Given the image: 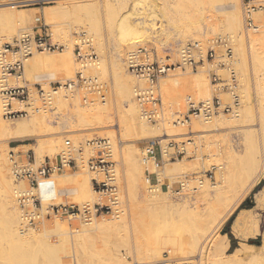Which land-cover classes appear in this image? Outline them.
Masks as SVG:
<instances>
[{
	"label": "rangeland",
	"instance_id": "1",
	"mask_svg": "<svg viewBox=\"0 0 264 264\" xmlns=\"http://www.w3.org/2000/svg\"><path fill=\"white\" fill-rule=\"evenodd\" d=\"M56 1L57 0L51 1L49 3L37 4V5H20V4L12 5L15 7L16 10H21L24 13L35 11L38 16L37 19L20 25V27L24 28V31H30V32L32 30L36 31L39 25H45V27L47 28L49 32L50 41L52 43H56L60 45V47L54 51L35 52V53H32L33 55L34 54L49 55L53 53L56 54L57 51L66 49L65 44L61 40L59 42V40H55L53 38V35H51L52 34L51 25L42 17L43 9L48 6H56L57 5ZM226 1L227 0L215 1V3L221 7V10L219 12L220 15L226 11L224 8ZM240 2H242V0H240ZM7 4L11 6L12 3H7ZM241 4L242 3H240V12H241V16L243 17ZM261 10L262 9L260 10L258 9L256 11L261 13L263 11ZM96 16L98 18V21H97L98 29L96 30L95 33H92L93 39H90V41L92 43V48L94 50V53L97 56V62H96L97 65L95 64V66L99 65V67H95L94 65L92 67L87 66L86 68L81 67L80 63L78 62L75 56L74 40H73L75 33H77L80 30L78 31L72 30L73 31L71 34L72 42H73L72 43V47H73L72 49L73 57L72 58L74 60V63L72 65H67L68 68L64 67L66 68L64 70L58 67H55V66H50V67L47 66L49 68L45 67L46 70L45 68L43 70V68H40V67L39 68L37 67V69H35L36 67L28 68L26 70L25 62H24V67H23L21 77L17 79L19 85H27L29 87L32 93L31 97H32L33 103L38 104L36 90L34 87L35 84H39L43 89L47 90L50 88V86L56 85V83L63 84L67 80L73 79L76 73L81 71L82 73L86 75H91V76L96 77L98 82L102 84L104 99L103 100L100 99V97L95 94L86 96L82 91L71 92V91L61 90V92H58V93L60 94L63 92L62 93L64 94L63 99H66L64 100L66 101L65 104L64 105L62 104V106L58 105V103L56 102V97H55L58 93L55 94V96L52 98L50 107L38 112L39 114L46 113L48 119L44 121V124H42L37 129L28 127L27 130L29 132H26L25 134L27 135L26 138L17 140V139H9L7 135H5L6 137L0 135V140L9 139L5 143L0 142V146L2 144L7 145L6 146L7 148L5 151L6 159H7V168L6 170L5 168L4 169L0 168V264H21V260L24 258L25 259L28 258L27 259L28 264H34V263L36 264H80V262L81 264H134L136 263V260L140 258L139 256L135 255L136 252H139V253L141 251L145 252L146 248L149 247L148 246L149 244L157 245V248L160 251V256L159 258H156V260L155 259L153 260L143 259L141 261V264H154V263L159 262L160 259L166 256L172 262H178V264L188 263V262L190 264L191 263L197 264L198 261L196 262V256H199L197 254L199 253L200 243L202 242L204 237L209 234V236L212 238H218L220 234H222L221 231L224 228L227 221L229 220V218L236 211L239 205L246 199H248V201L252 203V206H250L249 208H242L238 210V212L235 214L234 218L232 219L231 225L229 227V231L231 235L236 239V247L241 246V243H245L247 246L248 245L260 246L262 242V237H263L262 232L264 231V150H263L264 147L262 146L264 145L263 143L264 142L263 140L264 132H262V130L264 129H262L263 125H261L260 123L262 122L260 121V117H259L261 113H258V112H260L261 107H264V88H263L264 87V75H263L264 73H262L264 72V69H262V67L264 66V62H263L264 61V49H263L264 47H261L259 49L257 48L256 53H255L256 55L254 54L253 56H250L249 54H246L247 55L246 63L244 64V66L241 65L243 72L241 70V67H239L238 65L237 66L235 65L236 66L235 67L234 65L229 63L228 65L229 70H228L226 69V67H223V66L213 67L211 63L207 61H204L196 69L180 68V67L175 69L176 72L180 71L179 73L177 72L178 77H179V74L183 76L184 75L185 76L186 75L187 76L196 75L200 72V68L203 69V71L201 72L206 78L205 80L207 82L208 92L210 93L209 94L210 96L205 94L204 92L205 89L204 87L201 88V86H203L201 85L200 86L201 90L199 89L197 91L196 89L197 91L196 95H190V99L193 103H198L200 101H205V100H211V98L214 96H218L224 102L229 101L228 95L222 90H218V87H220L221 85L213 84L210 78V74L212 70L214 69L215 72L223 80H225V82L229 80L230 71H232L235 74V81H236V84L239 85L238 91L240 95V106H239L240 109L238 110L239 112L240 111L242 112V113L240 112V114H242L241 116L242 120L240 119V122L230 125L231 126L230 129H228V125H220V126L207 128V130H205L206 127H203L204 130L202 131V128L200 129L199 127L201 125L203 126L205 122L203 121V119L199 117H193V116H190L188 120L185 121L184 123H176L177 119L183 120L184 115H186L187 108H188L186 101H187V96L189 95V92L185 88H183V85H181L182 87H180V85L173 86L174 84L171 83L170 87L168 86L169 88H167V86L163 82H161V79L165 78L166 75L168 74V71H167L166 74L160 77L156 83V89L160 97L159 117L155 121H147L143 119L141 116L140 107L135 99V103L138 108V114L140 115V118L143 121H145L146 126L148 128L147 130L148 132H146V130H143L138 135L132 134V135H128L129 137L128 136L124 137V136H121L119 133H117L119 131H117L116 129L117 127L116 125H114L116 122L113 123V122H109L105 120L101 122H92L89 124L87 123L84 124V123L78 122L75 116L73 115L74 110H75L74 107L89 108L92 106L93 102L94 103L99 102V104H103V102L109 104L110 102L111 104L109 105H111L112 108L117 106L116 105L117 104V94L115 92L117 91L116 90L117 85H116V82L114 81L115 80L114 72L117 67L116 63L117 62L122 63V61L125 62L126 57L123 55L122 60L121 59L118 60L114 57V54H113L114 52H112L113 34L115 31V25L111 24L109 18L101 10L98 11ZM243 20H244V17H243ZM253 22H254V19H253ZM243 23H242V28H243L242 31L245 32L247 29H245L246 28L244 27L245 23L244 24ZM261 24H263V22ZM50 29H51V33H50ZM81 31H84V30H81ZM249 31H252V30L249 29ZM169 32H171L170 33L171 36H176L177 32L174 31L172 27L171 29L169 28ZM17 35L18 34L16 35L14 34L10 38L9 41L8 39L3 38L2 42H10L12 38L17 37ZM214 38H217V36H215L214 34H209L207 37H203V39L199 41L202 43L203 46H207L208 43ZM230 39L231 38H229L228 40ZM54 40L56 42H54ZM188 41H197V40L193 38H189L185 43H187ZM230 41H228V43H229V46L232 52V57L230 60H232L237 57V54H236L233 41L232 40ZM181 45L182 44L178 43V45L176 44L173 46L174 51H175L173 54L172 53L173 50L171 51L170 47L164 48L163 45L161 47V45L157 46V44L155 43L147 44V46H149L152 49L154 59H159L166 64H170V63L175 64V62L178 60L177 58L178 56L177 57L175 56L178 54L177 50L179 49ZM246 48H247L246 53H248L249 52L248 46H246ZM259 59L261 60V62ZM222 60L226 61V59H222ZM262 63L263 65H261ZM259 64L262 67H260ZM244 67H246L247 69L246 68L244 69ZM126 68H127V65H126ZM126 71L128 74L127 76L133 80L132 81L133 86L135 85L137 86L144 82L142 80H141L142 82L140 80H137L128 70ZM183 76H180V77H183ZM175 87H178V88H175ZM260 88L263 91H259ZM84 97H86V101H84ZM175 97H177V99H179L180 97V100L182 99L180 106H177L176 101L178 100ZM0 101H1L0 103L2 104L1 96H0ZM14 102L16 103V105H14ZM12 105L14 107L18 106L17 108L15 107L16 109L29 110L25 102L18 103L16 101H13ZM259 105L261 107H259ZM245 108L250 109L251 114L249 113L250 116L248 117H246V115L243 117V115L246 114V111L243 110ZM1 109H2V105H1ZM31 113L32 112H28L26 116L8 119V118L3 117V110H1L2 122L3 123L7 122L8 124L21 122L24 119H27ZM38 113L33 112V114H38ZM224 115L228 116L231 114L230 113H219L214 116H224ZM194 120H196L197 122H200V121H203V122H200V124L198 123L199 127L197 126V122H196V125H195L196 127L194 128V124H193ZM197 127L199 128V130L197 129ZM196 131H199V132H196ZM226 131L228 134L226 133ZM112 132L113 134H115L113 136L114 139H112L113 137L112 138L110 137L111 136L110 133ZM220 132H221L220 134L221 136H219ZM223 134L224 135L227 134L228 137L223 136ZM218 136H219V139H218ZM207 137L209 138L211 137V141L213 143L211 141H210L211 143H209L210 139ZM93 138H106V139H109L110 141L113 140L111 141V143L112 145L114 144L112 147L111 159L114 162L115 171H116L115 184L117 187V198H118L117 200L118 203L116 206L117 211L108 212V213L104 212L102 214L97 215V217L107 216L109 218L114 217L115 219H117L118 217L122 218L125 216L123 219L125 221L119 227V231H120V235L122 236L121 239L123 241V244L125 243V245L129 246L127 248H124L125 245L123 246L122 244L120 247L121 249L119 248L120 252L127 251L126 254L124 252L125 255H124L123 261L118 262V263L117 262L113 263V262H108L107 260L103 258L104 254L103 252L101 253V250H100L102 249V245H101L102 241L100 240L102 239V236H104L106 232L100 231L98 234H101V235H98L99 237L96 239V244H98L99 241L101 242V244L99 242L98 246L96 245L98 251L100 252H97V250H94V249L89 250V252L86 254L87 256H89L88 261L85 262L84 260H82L83 262L82 261L77 262L78 260L75 259L76 256H74L76 255L75 248H77V246H73L75 242L72 241L73 240L72 236L68 238L69 239L68 241H66L67 239L66 240L55 239V238H58V237L61 238V237L59 235L58 237H56L57 235L56 236L54 235L55 234L54 230L51 228H48L49 227L48 224L51 225V221L53 220V218L56 217V216L53 217V215H50L47 217L44 216L40 222L32 225L31 227H27V228L21 227L20 220H18V222L14 224L15 232L17 234H20L19 229L22 228L24 231V237H30L32 235H37V237L31 238L29 242L18 243V242L13 241L11 237L9 238L7 234V228H6V222H7L6 221L7 220L6 211L8 209L7 206H9V204L11 203L9 201L10 198H8L7 195L9 194L10 197H12V199L14 200V203L18 207L19 213L21 214V209L16 201L14 191L17 188H22V187L27 186L26 181L16 180L13 177L11 173V162H10L9 153L11 151L18 152L19 158H23L24 153L29 150L34 155L36 161L40 163L41 161H43L45 157H48L50 159L55 158L58 155V153H60L62 150L65 149L66 147V145L64 144L65 140H69L72 145H76V146L82 145L83 155L85 151L86 155L90 156L91 154H93L92 153L93 150L90 147L88 148L86 146V142ZM40 139L41 140H47V139L55 140L56 139L55 140L56 141V151L52 152V154L51 152L49 153L47 152L48 154L44 152L42 153V156L37 155V152L35 151V147L38 143V140ZM57 141L59 143H57ZM169 143L177 145L179 150L182 147L184 149V152L179 153L177 155H172L170 157L164 156L162 154V150L163 148H170L171 146ZM215 143H218V144H215ZM128 147L134 150L132 152L133 155L130 153L131 150L128 151L129 150ZM135 147L137 150L135 149ZM122 148L127 149V150L125 149L124 150L127 152V154L130 153V156L128 154L129 157L127 156L124 157V155L126 154H124ZM89 149L92 151L91 152L88 151ZM149 149L152 151L154 161H155V168H157L155 170H157V172L161 171L163 168L162 166L169 162L177 163L180 161V163H177V164H180V167H178L176 170L167 171L165 173L163 172L158 177L156 175V171L154 170V166L152 165V163L146 162L143 160V155L148 153L147 151ZM167 151L169 153H173L175 149L171 148V149H168ZM224 154H225V157H224ZM244 156H245V159H244ZM246 156L247 158L248 157L249 158L247 159ZM135 160H137V162ZM226 162H228V164L231 163L232 166H234V170H235V172L232 173L233 175L235 174V176H233L235 178L233 179V177L231 176L233 180L231 178H230L231 182L228 180L230 183L229 186L227 184L228 182L223 183L224 180L221 179L222 176L220 175L221 173L220 168H218L220 164L222 166V164ZM252 165L254 166L252 167ZM255 165H256V168H255ZM139 166H141L142 168L141 171L143 172V174L149 179L148 181L150 183L148 184V186L150 184L158 185L161 188V190L166 194L167 203L166 205H163V207L161 206V207L148 208V206L142 200V197L144 198V196L147 194L146 189L141 190L140 194L138 195H135L133 193L134 191L132 189L134 188L132 186L133 185L132 179L135 177V175H137L136 174L137 171L139 173ZM245 170H247L246 171L247 173L249 172L247 174L248 178H247V175H245L246 174ZM81 172L86 173V176L88 177V181H89L90 191L92 192L93 197H94V198L92 197L93 199L90 198V200L88 201H82L78 199V196H73L76 194L72 193V189L70 188L74 187V184L72 183V179H69L70 182L68 181V177L70 176L74 177L75 175ZM66 173H68L69 175H66ZM92 176H93V173L88 171L84 165H78L76 168H66L61 172L53 173L51 175V179L53 180L51 181L52 183L57 181L56 180L57 178L58 180L62 179V182L60 183L55 182L54 184V190L56 192H58L59 190V192L62 193V194H59L58 192L57 197L54 200V203L63 204V205H75V206L81 205L82 202L83 203L86 202L90 204H95V203L105 204L107 202V198L101 194L96 193L91 188L90 179ZM206 181L208 182L206 183L208 186L206 189H202L203 188L202 185L204 186ZM244 181H245L244 183L245 186L243 185L244 187L243 186L240 187V184ZM182 183L184 185L181 187ZM56 187L58 188V190ZM221 188L223 189L221 190ZM236 188L238 189L236 190ZM216 189L217 191L215 192H217L216 194L218 195L214 194L215 193L214 190ZM201 190H202V193L208 190L209 194H205L208 196L203 195L202 197L200 196L199 198L196 199L195 198L196 192H201ZM99 198L101 200H99ZM7 200L9 202H7ZM145 205L147 206V209ZM228 209H230V215L225 219V221L221 223L220 219L222 218L223 214ZM115 215H118V216L116 217ZM152 216L158 217L157 219L159 220V222L156 221L157 224L156 223L153 224L155 225V227L153 228L157 230V227H156L157 225H159L160 228L158 227V230L154 231L155 229L153 228L149 229L146 227L145 231L148 229L150 231L153 230L152 231L153 235L155 232V236L150 235V232H149L150 237L149 235L147 237L148 232L147 233L144 232L143 228L141 227L139 228L140 231H143L142 233L143 235L139 232L138 226H140V224L137 226L138 224L137 221L139 222V219H142V218H146V220H149V218ZM94 217H91V218H94ZM56 218H59V220H61L62 222H66L68 224L69 230L71 231L74 230L72 231V235L77 233L75 230L80 229L82 226H84V222L90 221V218L87 220H83L82 218H79V217L72 218V219H67L65 217H56ZM237 218H239L240 220L245 219L244 221H241L240 223L243 228L240 225L236 224L239 230L233 223L235 222V219ZM241 218H244V219H241ZM246 220L247 222H245ZM250 221L252 224L250 223ZM45 225H47L46 228H44ZM248 225H250L251 228H249L250 226ZM247 227L249 230L247 229ZM253 228L256 229L257 231L255 230L253 231ZM244 230L245 231L248 230V232H245ZM249 231L251 234H247L249 233ZM145 233H146V237H144ZM156 234L166 235L168 237L178 235L179 237L183 239L190 238V240H192L191 237H193V239H195L196 237L198 238L199 245L196 244L194 247L195 249H198V250H195L196 252L195 251L193 252L194 250V247H193L192 248L193 250L192 249L190 250V254L189 252H187L185 254L176 253L177 255L175 256L172 253L171 255V252H169L170 249L167 248L168 246H166L165 244L157 243ZM243 234H246L247 237H245L246 235L243 237ZM135 241H137V244H136L137 246L139 243V246L137 247L138 250L136 249L137 250L136 252H135L136 245L134 244L136 243ZM84 243L85 242H81L80 245H78L77 249L80 250L81 252H82V249L85 247ZM229 247H230V241H229L228 247L223 251V254L221 256L224 260L229 258L227 256ZM255 248L256 247L249 248L248 246V249H246V252L247 254L256 253L257 260H255L256 259L255 258L253 261H250L246 258V256H242V258H244V260L240 258L241 260H243L241 261L242 264H248V263L249 264H263L264 263V260H262V258L264 259V254L261 253L262 251L260 249H257V248L255 249ZM205 250L206 249L204 248V250L200 254L202 256V257L200 256L202 259H204L203 257L206 252ZM259 250L261 252H259ZM258 255L260 259L258 258ZM206 258L208 259V257Z\"/></svg>",
	"mask_w": 264,
	"mask_h": 264
},
{
	"label": "bare ground",
	"instance_id": "2",
	"mask_svg": "<svg viewBox=\"0 0 264 264\" xmlns=\"http://www.w3.org/2000/svg\"><path fill=\"white\" fill-rule=\"evenodd\" d=\"M215 1H217V0H57L56 6H48V7H45L43 9L42 17L51 25V27H52V34L51 35H53V38L55 40H59V42L61 40L65 44L66 49H62L61 51H57V53L55 52L56 54H54V53L49 54V55H47V54L46 55H44V54H42V55L34 54L33 55L32 54L24 60L25 69L27 70L28 68H33V67L34 68L36 67L35 69H37V67L38 68L40 67V68H43V70H44V68L47 66H49V67L55 66V67H58V68L64 70V69H66L64 67H67V65H72L74 63V60L72 58L73 57V51H72V49H73L72 43L73 42H72V36H71V34L73 32L72 30H75V31L84 30L86 33H88L89 39H93L92 33H95L96 30L98 29V22H97L98 18L96 16V14L98 13L99 10H101L102 12H104V14H106V16L109 18L112 25H115V31L113 34V50H112V52H114L113 53L114 57L118 60H120V59L122 60L123 55L126 57L127 54L130 51L137 48L136 46H138V45H147L148 43H152V44L155 43V44H157V46L161 45V47H162V45H163L164 48L170 47L171 51L173 50L172 53L174 54V52H175L174 47H173L174 45H176V44L178 45V43L183 45V43L185 44V42L189 38H193V39L197 40L198 42H200L199 40H202L203 37H207L209 34H214L215 36L224 38L225 40H228L229 38H231L230 40H232L234 43L237 57L235 59H232V60H226V62L228 64L231 63L234 66L235 65L236 66L238 65L239 67H241V65L244 66V64L246 63V59H247L246 54L253 56L256 53L257 48L259 49L261 47H264V27H262V26H264L263 25L264 24V8L262 9L263 11L261 10L262 14L259 13L258 11H254L252 13L251 16L254 19L255 25H254V27H247L244 25V27H246L245 29H247V30L246 31L244 30L245 32H243L242 31V29H243L242 23L244 22V20H243V17L241 16V12H240V3H242V2H240V0H227L225 3V7H224L226 11L220 15L219 12L221 10V7L219 5H217L215 3ZM261 4L264 7V5H263L264 0H262ZM12 5L13 4H11V6H9L7 3H0V41L1 42H2L3 38L8 39V41H9L10 38L14 34L20 35L23 32H25L24 28L20 27V25L31 22L32 20H35L38 17L35 11H30L28 13H24L21 10H16L15 7ZM260 14H261V16H260ZM262 22H263V24H261ZM171 27L174 31L177 32L176 36H171V34H170L171 32H169V28L171 29ZM249 29H251L252 31H249ZM50 33H51V29H50ZM55 40H54V42H56ZM73 40H74V38H73ZM230 40H228V41H230ZM246 46H248V48H249L248 53H246L247 52ZM161 47H159V48H161ZM263 49H262V51H263ZM33 53H35V52H33ZM177 56H178V54L175 57H177ZM260 62H261V60H260ZM120 63L121 62L116 63L117 67L115 66L116 70L114 72V74H115V77H114L115 80L114 81L116 82V85H117V87H116L117 91H115L117 94V104H116L117 106L112 108L111 105H109V104H111L110 102H109V104L105 103V102H103V104H99V102H97V103L93 102L92 106L89 108L74 107L75 110H74L73 115L75 116V118L77 119L78 122H81L84 124L85 123L89 124L92 122H101V121H105V120H107L109 122H113V123L116 122L114 125H116V127H117L116 129H117V131H119L117 133H119L121 136H124V137H127L128 135H132V134L138 135L143 130H146V132H148L147 131L148 128L146 126V123H145V121H143L140 118V115L138 114V108H137V105L135 103L134 91H135L136 85L133 86V84H132L133 80L127 76L128 75L127 71H126L127 68L125 65L126 61L125 62L122 61V63L121 64ZM95 64H94V66H95ZM261 65H263V63ZM261 65H260V67H262ZM49 67H47V68H49ZM88 67H92V66H88ZM95 67H99V65L95 66ZM235 67H234V69H235ZM263 67H262V69H264ZM176 68H179V67L169 69L166 77L161 79V82H163L167 86V88L170 87L171 83L174 84L173 86H175V85L179 86L180 85V87H182L181 85H183V88H185L189 92V95L187 96V98L188 97L190 98V95H196L197 91L200 89V86L203 85V86H201V88L204 87L205 94H207V95L210 94L208 92V86H207V82L205 80L206 78L204 77V75L201 72V71H203V69L200 68V72L196 75H192V76L191 75H189V76L184 75L183 76V75L179 74V77H178V73L180 71L179 72L177 71L178 72L177 73L175 71ZM245 68L246 67H244V69ZM45 70H46V68H45ZM237 70H238V68H237ZM241 70H242V67H241ZM242 72H243V70H242ZM262 73H264V72H262ZM180 76H183V77H180ZM260 78H262V77H260ZM10 82H11V84L19 85L18 80L14 81L13 78L10 79ZM143 83L139 84V86L144 87L145 83L144 84ZM238 86L239 85H237V87ZM175 88H178V87H175ZM196 89H197V91H196ZM259 91H263V90H261V88H260ZM59 92H61V90ZM164 92H165V90H164ZM62 93H60V94L56 93L57 95L55 96L56 102L58 103V105H61V106H62V104L64 105L66 102V101H64L66 99H63L64 94H62ZM175 98L177 99V97H175ZM177 100H178V101H176L177 106H180L182 99L180 100V97H179V99H177ZM1 105L2 104L0 103V135H2V136L7 135L9 139L19 140V139L26 138L27 135H25V134H26V132H29L27 130L28 127H32L34 129H37L42 124H44V121H46L48 119L46 113L33 114V112H32L27 119H24L21 122H17V123H13V124H8L6 122L7 123L6 124L5 122L4 123L2 122L1 110H3V109H1ZM14 105H16L15 102H14ZM19 106H20V104H19ZM12 107L14 109H16L18 106H15L16 108L14 106H12ZM259 107H261V106L259 105ZM238 109H240V108H238ZM238 109L232 115L214 116V117H211L207 120H203L206 124L202 123L203 126L201 125L200 127L198 125L200 124V122H203V121L197 122L196 120H194L193 121L194 128L196 127L195 125L197 122V126L200 129L202 128V131L204 130L203 127H206L205 130H207V128L220 126V125H228V129H230L231 128L230 125L237 123V122H240V119L242 118L241 117L242 114H240L241 111L239 112ZM260 109L261 110L258 113H261V114H260V116L259 115L258 116L260 117V121H262L260 123H261V125H263V127L261 125L260 126L262 127V129H264V107H261ZM243 110L246 111V114H244L243 117L245 115H246V117L250 116L251 113H250L249 108L248 109L245 108ZM247 110H249V111H247ZM198 127H197V129L199 130ZM196 132H199V131H196ZM262 132H264V130H262ZM226 133H227V131H226ZM220 134H221V132L219 133V136H221ZM227 134H225V135L223 134V136H227ZM110 135H111L110 137L112 138L115 134H113V132H112V133H110ZM219 136H218V139H219ZM263 137H264V133H263ZM263 137H262V139H263ZM207 138H209V137H207ZM9 139H7V140H9ZM112 139H114V137ZM209 139H207V140H209V143H211L212 142L211 137ZM213 139H215V138H213ZM7 140L2 139V140H0V142L5 143V142H7ZM55 140L54 139H47V140H41L40 139V140H38V143L35 147V151L37 152V155L42 156V153H44V152H46V153L51 152V154H52V152H55L56 151V141ZM217 140H215V141H217ZM111 141H113V140H111ZM57 143H59V142L57 141ZM215 144H218V143H215ZM113 145H112V147H113ZM6 146H7L6 144H2L0 146V168H3V169L5 168V170L7 168V159H6V152H5L6 148H7ZM17 146H19V145H17ZM262 146L264 147V145H262ZM12 148H14V147H12ZM128 148H129L128 151L131 150L130 153L132 154V152L134 150H132V148H130V147H128ZM124 149H123V152H124V154H126V155H124V157L125 156L129 157L130 153H128L129 154V156H128L127 152L125 151L127 149H125V150ZM135 149H136V147H135ZM92 150L89 149L88 151L91 152ZM93 151H92L93 154H91L90 156L95 155V151L94 152ZM147 152L148 153L143 155V160L146 162H151L152 165L154 166V170L157 169V168H155V161H154L152 151L149 149ZM88 157H89V155L87 156L85 151H84V159H86ZM224 157H225V154H224ZM246 158H247V156H246ZM135 159H137V158H135ZM244 159H245V156H244ZM135 161L137 162V160H135ZM212 162H214V161H212ZM36 163L38 164L39 162L36 161ZM177 163H180V161ZM177 163L176 162H169V163L164 164L162 166L163 168L161 171L157 172V170H155L156 175L159 177L161 175V173H163V172L165 173L167 171L176 170L178 167H180V164H177ZM253 166L254 165H252V167ZM218 168H220V172H221L220 175L222 176L221 179L224 180V181L222 180L223 183L228 182L227 184L229 186V184H230L229 181L232 179L231 176L232 177L235 176V174L234 175L232 174L235 172L234 166H232L231 163L228 164V162H226V163H223L222 166L220 164V166H218ZM255 168H256V165H255ZM136 169H137V167H136ZM141 169H142L141 166H139V173L137 171V173H136L137 175H135V177L132 179V182H133L132 186L134 188V189H132L134 191L133 193L135 195H138V194H140L141 190L146 189L147 194L145 193L146 195L144 196V198L142 197V200L148 206V208L161 207V206L163 207V205H166V203H167L166 194L161 190V188L158 185H151L150 184L148 186V184L150 183L148 181L149 179L143 174ZM243 169H244V167H243ZM246 171L247 170H245V172ZM85 172H81V173L75 175L74 177L70 176L72 178L68 177V181L70 182L69 179H72V183L74 184V187H72L70 189H72V193H75L76 195H73V194L72 195L78 196V199L82 200V201H88V200H90V198L93 197V194L90 191L88 177L86 176ZM248 173L246 172L245 175H247ZM66 175H69V174L66 173ZM234 178L235 177H233V179ZM247 178H248V175H247ZM56 180L57 181L54 180L56 183L62 182V179H60L61 181L58 180V178ZM55 182L53 183V185L55 184ZM206 183H208V182L206 181L205 185L204 186L202 185V187H203L202 189L207 188L208 185ZM242 183L240 184V187H242L243 185L245 186V184H244L245 181ZM227 184H225V185H227ZM25 187H22V188H25ZM222 189L223 188H221V190ZM230 189H231V187H230ZM237 189L238 188H236V190ZM57 190H58V188H57ZM215 191H217V189L214 190V192ZM58 192H59V190H58ZM58 192L53 190V192L51 193L52 198L55 199L57 197ZM216 193L217 192H215L214 194L218 195ZM59 194H62V193L59 192ZM205 194H209L208 190L204 191L203 193L201 190V192H196L195 198L197 199L200 196L202 197L203 195L208 196ZM7 197L10 198V200L9 199L8 200L11 203V204L8 203L9 204V206H7L8 209L6 208L7 209V211H6L7 234L9 236V238L11 237L12 240L15 242H18V243L29 242L31 240V238H35V237H37V235H32L30 237H24V231L22 228L19 229L20 234H17L15 232L14 224L16 222H18V220H21V214L19 213L18 207L14 203V200L12 199V197H10L9 194L7 195ZM74 199H76V198H74ZM8 200H7V202H9ZM99 200H101V199L99 198ZM82 204H83V202H82ZM147 206H146V209H147ZM229 215H230V209H228L223 214L222 218L220 219V222L222 223L223 221H225V219ZM115 216L117 217L118 215H115ZM92 217H94V216H92ZM124 217H122V218L118 217L117 219H115L113 217L114 218L113 219V218H109L107 216L106 217H104V216H100V217L98 216L97 217L96 216L94 218H90V221L84 222V226H82L80 229L75 230L77 233L73 234V235H72V231H74V230H72V231L69 230L68 224L66 222H62L61 220H59V218H56V217L53 218V220L51 221V225L48 224V226H49L48 228H51L54 230V233H55L54 235L55 236L57 235L56 237H58V235L61 237V238H59V237L55 238L54 237L55 239H59V240L60 239L61 240L67 239L66 241H68L69 240L68 238H70L72 236V239H73L72 241H74L76 243V245L74 243L73 246H77V248L81 242H85L84 243L85 247L82 249L83 254L80 250H78L77 248L74 247L75 252H76V255H74V256H76L75 259L78 260V261L76 260L77 262H80L82 260L87 262L89 256H87L86 254L89 252V250L94 249V250H97V252H100V251H98L97 246L99 245V242L102 241V244L100 242V244L102 245V249H100V250H101V253L103 252V254L105 256V257L103 256V258L105 260H107L108 262H113V263L117 262L118 263V262L123 261L124 255L127 252V251L126 252L124 251L125 254H124V252H120V249H121L120 247L123 244V241L121 239L122 236L120 235L119 227L125 221V220H123ZM157 218L158 217L152 216L149 218V220H146V218L139 219L140 223L138 221H137L138 224L136 223L137 226L140 224V226H138V229L141 227L144 229L143 230L144 232H146V233L148 232L147 237L149 235V232H150V235H153V232H152L153 230L150 231L149 229H152L153 227H155V225H153V224L154 223L157 224L156 221L159 222V220ZM159 219H160V217H159ZM241 219H244V218H241ZM244 220H240L239 218H237V219H235V222H233V223L235 226H236V224L241 226L240 223H241V221H244ZM245 222H247V220ZM244 223H242V224H244ZM250 223H251V221H250ZM46 226L47 225H45L44 228H46ZM248 226H250V225H248ZM146 227L149 229L145 231ZM156 227L158 230L159 225H157ZM249 228H251V226ZM153 229H155V228H153ZM232 229H234V228H232ZM237 229H238V227H237ZM247 229H248V227H247ZM157 230L155 229L154 231H157ZM248 230H246V231L244 230V231L248 232ZM254 230L257 231L256 229L253 228V231ZM100 231H104L106 233L104 234V236H102L101 240L98 239L100 241L98 242V244H96V239L99 237L98 235H101V234H98ZM143 231H140V229H139V232L141 234L143 233ZM151 232H152V234H151ZM146 233L144 234L145 235L144 237H146ZM241 233H242V231H241ZM247 234H251L250 231ZM150 235H149V237H150ZM245 235L246 234H243V237ZM153 236H155V232H154ZM262 236L263 237H262V242H261L260 246H253V245H248V246H249V248L250 247H256L257 249H260L262 251L261 252L259 250V252L264 254V231L262 232ZM241 237H242V235H241ZM245 237H247V235ZM191 238H192V240H190V238L183 239V238L179 237L178 235L177 236L176 235L171 236V237H168L166 235H157V243L165 244L166 246H168L167 248L170 249L169 252H171V255H172V253L175 256L177 254H185L187 252H189V254H190V250L196 244H198V238H196V237H195V239H193V237H191ZM135 242L136 243H134V244L136 245L137 241H135ZM124 245H125V243L123 244V246ZM135 245H134V247H135ZM228 245H229V239H228V236L226 234H220V236L218 238H212L208 234L207 236L204 237V239L200 243L199 253L197 254L199 256H196V262L198 261L197 264H242L241 261L244 260V258H242V256H246V258L250 261H253L255 258H256L255 260H257L256 253L255 254L254 253L253 254L252 253L247 254L246 249H248V246L245 243H241V246H237L231 252H227V256L229 258L224 260L221 256L223 254V251L228 247ZM138 246H139V243H138ZM138 246L136 245L135 252L138 250V248H137ZM148 246L149 247L146 248L145 252H142V251L140 253L136 252L135 255L140 257L136 260V264H141V261L143 259H152V260L155 259L156 260V258H159L160 251L158 250L157 245L149 244ZM127 247H129V246L128 245L124 246V248H127ZM204 248L206 249L205 250L206 252H205V255L203 257L204 259H202L201 258L202 256L200 254L202 253ZM195 250H198V249H195V247H194L193 252ZM191 254H192V252H191ZM261 256H262V254H261ZM206 257H208V259ZM240 258L243 260H241ZM258 258H259V255H258ZM27 259H25V258L22 259L21 264H28ZM162 259H160V260H162ZM262 260H264V259L262 258ZM245 261H246V259H245ZM34 264H36V263H34ZM80 264H81V262H80ZM179 264H183V263H179Z\"/></svg>",
	"mask_w": 264,
	"mask_h": 264
},
{
	"label": "built area",
	"instance_id": "3",
	"mask_svg": "<svg viewBox=\"0 0 264 264\" xmlns=\"http://www.w3.org/2000/svg\"><path fill=\"white\" fill-rule=\"evenodd\" d=\"M54 0H0L1 3H12L20 5L45 4ZM262 0H242V12L244 23L247 27H254L252 13L263 9ZM60 45L52 43L49 39V32L45 25H39L36 31H25L10 42H0V96L4 118L26 116L28 112L38 113L49 108L52 98L60 90L82 91L86 96L97 95L104 99L102 84L96 77L86 75L81 71L77 72L73 79L66 82L56 83L49 89H43L35 84L38 104H34L31 97V90L27 85L11 84L10 79L16 81L21 77L24 60L33 52H49L58 49ZM130 51L126 58L127 70L138 80L145 83L144 87L137 85L134 97L140 107L141 116L147 121H155L159 115L160 97L156 89V83L160 77L166 74L169 69L175 67L196 69L204 61L210 62L213 67L223 66L229 70V64L222 59L230 60L232 57L231 48L227 40L221 37L214 38L207 46L198 41H188L178 50V60L175 64H166L159 59H154L152 49L147 45H138ZM74 52L82 68L93 66L97 62V56L92 48V43L85 31H78L74 35ZM214 85H221L222 90L228 95L229 101L224 102L218 96L211 100L193 103L188 97V106L183 120L177 119L176 123H184L190 116L207 120L219 113H230L231 115L240 106V95L235 81V74L230 71L229 80L225 82L213 69L210 74ZM25 102L29 110L14 109L12 102ZM86 101V97H84ZM65 149L55 158L45 157L40 163L32 152L26 151L23 158H19L18 152H10L11 173L16 180L26 181L25 188H17L14 191L16 201L21 209L20 224L22 228L31 227L40 222L45 216L65 217L67 219L82 218L87 220L104 212L117 211L118 203L116 171L112 161V143L106 138H93L86 142V146L95 151V155L84 159L83 146L72 145L65 140ZM170 144V148H163L162 154L170 157L183 153L184 149H178L177 145ZM174 148L173 153L167 150ZM84 165L88 171L93 173L90 179L91 188L98 194L107 198L105 204L83 203L81 205L55 204L51 193L54 185L51 181L53 173L61 172L66 168H76ZM200 181V180H199ZM184 184L182 183L181 186ZM136 264V263H134ZM154 264H178L164 257ZM190 264V263H183Z\"/></svg>",
	"mask_w": 264,
	"mask_h": 264
},
{
	"label": "trees",
	"instance_id": "4",
	"mask_svg": "<svg viewBox=\"0 0 264 264\" xmlns=\"http://www.w3.org/2000/svg\"><path fill=\"white\" fill-rule=\"evenodd\" d=\"M250 206H252V203L249 202L248 199L243 201L239 205V207L236 209V211L232 214V216L229 218V220L227 221V223L225 224L224 228L221 231L222 234H227L228 235V238H229V241H230V247H229L228 252H231L236 247V239L231 235V233L229 231V227L231 225L232 219L234 218V216L238 212V210H240L242 208H249Z\"/></svg>",
	"mask_w": 264,
	"mask_h": 264
}]
</instances>
